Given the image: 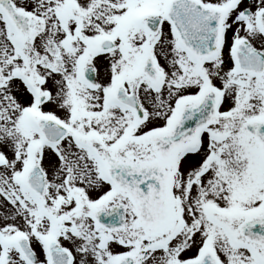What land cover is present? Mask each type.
Instances as JSON below:
<instances>
[{
  "label": "snow or ice",
  "instance_id": "6c2138e0",
  "mask_svg": "<svg viewBox=\"0 0 264 264\" xmlns=\"http://www.w3.org/2000/svg\"><path fill=\"white\" fill-rule=\"evenodd\" d=\"M0 264H264V0H0Z\"/></svg>",
  "mask_w": 264,
  "mask_h": 264
}]
</instances>
